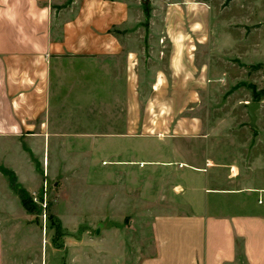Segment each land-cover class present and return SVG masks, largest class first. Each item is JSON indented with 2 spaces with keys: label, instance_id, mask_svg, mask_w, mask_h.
I'll use <instances>...</instances> for the list:
<instances>
[{
  "label": "crops",
  "instance_id": "1",
  "mask_svg": "<svg viewBox=\"0 0 264 264\" xmlns=\"http://www.w3.org/2000/svg\"><path fill=\"white\" fill-rule=\"evenodd\" d=\"M141 23L145 8L140 0H0V169L13 171L25 190L36 191L45 178L57 177L66 153L85 152L93 162L99 146L98 121L106 126V155L131 152L124 146L115 150L110 139L115 83L120 79L115 61L125 59L119 72L123 87L124 83L129 87L130 74L137 73L129 65L131 57L136 51L145 54L146 37L137 33L142 44L136 48L134 33L117 30ZM168 37L181 41L178 35ZM169 70L187 68L172 59ZM224 132L213 128L206 136ZM84 144L88 146L82 150ZM132 151L144 154L140 146ZM246 159L240 152L233 164L235 174L229 178L226 173L223 181L209 173L206 162L201 171L193 169L188 154L185 157L173 148V202L153 212L157 252L137 263L264 264V150L254 153L248 163ZM103 162L93 168L105 174L106 191H97L90 208L73 210L74 227L84 216L95 222L110 219L112 224L97 226L98 237L91 239L90 264H131L127 229L120 226L131 208L114 201L115 170L121 162L115 164L110 158ZM27 212L0 171V218H9L0 219V224ZM117 212L118 219L113 218ZM8 226L10 234L17 231L16 225ZM27 227L34 231L33 225ZM16 238L2 236L0 225V264L28 249L27 241ZM73 250L74 264H81L82 246Z\"/></svg>",
  "mask_w": 264,
  "mask_h": 264
},
{
  "label": "rangeland",
  "instance_id": "2",
  "mask_svg": "<svg viewBox=\"0 0 264 264\" xmlns=\"http://www.w3.org/2000/svg\"><path fill=\"white\" fill-rule=\"evenodd\" d=\"M140 2L145 8V23L117 30L134 33L136 48L142 44L137 33L144 32L146 48L145 54L136 51L131 57L129 65L132 70L136 67L137 73L130 74L129 87L127 83L123 87L119 72L125 59L115 61L120 79L115 83L110 137L115 150L124 146L131 152L106 155V126L98 121L99 146L93 162L85 152L63 154L57 177L45 178L36 191H25L33 209L0 224L2 236L16 235L17 241L29 244L28 249L17 252L16 259H4V264H74L73 248L79 245L81 264H90L88 248L91 239L98 237L97 226L112 224L110 219L95 222V218L84 216L74 227L77 218L73 210L90 208L97 191H106L105 174L95 173L94 163L109 158L115 164L121 162L115 170L114 201L131 208L120 226L127 229L131 264H138L157 252L153 212L173 202V148L180 155L188 154L193 169L201 171L206 162L209 173L223 181L226 173L229 178L235 174L233 166L240 152L248 163L254 153L264 150V0ZM171 2L176 4L167 12ZM170 35H178L182 42L171 41ZM172 59L173 64L186 65L187 71L171 72ZM121 100L128 103L123 105ZM252 102L262 104L254 126L248 113ZM220 127L225 135L206 136L209 129ZM138 146L144 148V154L132 151ZM154 166L155 171L151 169ZM0 171L10 183L9 174ZM44 174L47 176L46 171ZM117 215L113 218L118 219ZM9 223L17 226L16 232L9 233ZM31 225L34 231L27 227Z\"/></svg>",
  "mask_w": 264,
  "mask_h": 264
},
{
  "label": "trees",
  "instance_id": "3",
  "mask_svg": "<svg viewBox=\"0 0 264 264\" xmlns=\"http://www.w3.org/2000/svg\"><path fill=\"white\" fill-rule=\"evenodd\" d=\"M3 170L5 173L9 174L10 184L13 189L19 192L24 207L29 211L32 210L33 206L32 203L30 202V198L26 195L25 193L26 190L22 187V185L18 183L15 173L11 170H7L4 168Z\"/></svg>",
  "mask_w": 264,
  "mask_h": 264
},
{
  "label": "water",
  "instance_id": "4",
  "mask_svg": "<svg viewBox=\"0 0 264 264\" xmlns=\"http://www.w3.org/2000/svg\"><path fill=\"white\" fill-rule=\"evenodd\" d=\"M261 107V102H252L249 104L248 113L251 118L250 125L254 126L257 122V109Z\"/></svg>",
  "mask_w": 264,
  "mask_h": 264
}]
</instances>
